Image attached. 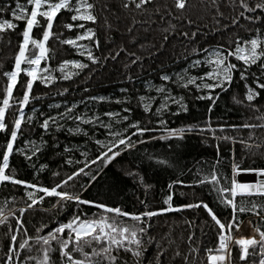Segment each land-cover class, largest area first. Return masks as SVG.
Returning a JSON list of instances; mask_svg holds the SVG:
<instances>
[{
    "label": "trees",
    "instance_id": "16d2710c",
    "mask_svg": "<svg viewBox=\"0 0 264 264\" xmlns=\"http://www.w3.org/2000/svg\"><path fill=\"white\" fill-rule=\"evenodd\" d=\"M92 2L96 5L95 14L98 22L89 23L87 26L96 31L100 46L96 48L88 40L80 43L92 47L98 62L92 63L85 57L79 56L76 50L60 44L56 39L49 41V47L53 50L50 61L53 67H57L66 59L79 60L87 63L88 67L70 80L58 79L48 87L39 82L34 85L32 95L39 99H33L25 110L26 115L32 117V122L23 126V135L18 143L22 146L25 141L31 140L39 144L42 151L35 158V165L37 168L40 165L47 167L37 176L31 163L20 155H14L11 158V166L15 168L18 178L51 188L76 168L83 166L68 164L67 160H83V152L94 159L98 155L96 141L110 139L107 129L98 122L79 123L67 117L59 120L58 113H65L70 107L73 109L72 116H84L89 120H94L98 116L104 124H112L115 129L126 128L130 123L137 121L141 127L158 128L157 121L161 118L168 122V128L173 129L191 125L204 126L210 117L213 127L225 126L224 132L217 131V137L232 136L238 140H248V129L237 132L228 126L261 122L255 117L264 114V90H260V97L253 102L259 111L249 107L248 102L244 100L245 81L240 79L237 71L231 87L221 93L214 110L209 113L210 101L197 99L198 96L206 93L197 92L194 86L185 88L182 84L186 82L187 77L199 76L210 70L207 65L195 66L197 60H203L208 56L204 49L212 50L220 45L225 48L235 47L233 42L237 38L250 39L258 35L257 29L264 32V12L245 13V16L261 17L257 21L240 17L239 14L243 9L239 5V0H217L216 4H213L212 0H188V7L182 13L175 11L172 0H154L147 6V12L124 9L121 0H92ZM14 3L15 0H0V7L6 8V11L0 14V19L10 18L8 6L14 7ZM169 9L171 15L168 14ZM217 9L223 14L222 16L218 14ZM70 15L62 11L54 24L53 31L57 34L63 33V38L76 35L75 31L68 32L63 27L65 22H70ZM189 20L192 21L191 24ZM233 20H237V23L234 24ZM17 23L20 26L14 32L0 34V98L6 83L2 73L12 68L14 54L18 50V41L21 39L19 33L24 27L23 22ZM129 29H132L131 32ZM185 32L188 36L183 35ZM193 32H198L194 38L191 36ZM34 34L39 37L42 29H35ZM232 62L238 63L234 59ZM250 72L254 75L249 76V84L255 75L260 74V70L253 66ZM54 75L59 76L60 73ZM165 75L170 77L167 82L161 79ZM181 77H184V80H181ZM26 79L27 77H21V84L14 92L15 97L22 98ZM261 82H264V79ZM158 87L167 88L168 91L164 95L183 97L188 111L173 115L171 113L179 111V106L171 104L170 111L165 112L162 117L155 115V108L163 101V95L155 91ZM141 96L156 97L151 112L144 111ZM233 97L244 102L236 103ZM126 108L131 109V112H124ZM14 111L15 109H12L7 114L6 123L9 127L14 119ZM110 112L127 116L128 120L116 122L105 115ZM50 115L57 116L63 127L57 128L53 125L45 132L40 124ZM77 126L81 131H75ZM132 131L135 129H129V134ZM253 131L254 137L249 143L264 144V128ZM7 135L0 133V147L3 146ZM165 135L163 130H159L145 133L143 137L133 136V141L145 142L137 143L135 147L123 151L106 167L94 165L93 173H96L97 167L100 168L94 181L88 176H80L76 181L70 182L66 189L61 190L75 192L80 194L81 199L110 207H120L128 212H143L145 208L141 201H146L151 210L166 207L164 200L170 191L169 183L178 178L191 183L198 162L202 160L214 162L217 145L223 156L221 170L229 178H231L233 159L242 169L264 167V148L253 147L249 150L241 143L233 144L230 141L212 139L211 133L201 134L194 131L186 133L183 139H160ZM159 160H166L168 163L160 164ZM53 173L59 175L54 176ZM145 185L150 187L146 189ZM209 187L205 185L193 189L177 186L174 189L177 193L173 200L174 206L202 199L222 221L227 222L231 218V209L220 204L215 194L208 190ZM180 193H184L186 198ZM247 199H264V197ZM3 201H7V207L16 210L15 214L19 216L18 209L26 206L24 189L10 183L0 186V202ZM56 201V197H49L42 205L26 212L23 220L30 235H36V228L41 224L49 226L45 229L47 232L55 228L58 223H66L76 213L83 217L85 214L92 216L100 211L95 207L77 205L74 202H68L61 209H53L52 205ZM241 219L251 220L253 224L257 223V218L250 214L243 215ZM189 222L195 223L189 227ZM151 223L149 234L154 240L152 243H147L148 238L145 237L147 252L144 264H148L150 260L155 264L154 258L158 247L167 250L162 258V264H185L184 256H188V264H207L204 249L216 245L218 229L203 207L168 212L154 217ZM9 225L14 228L15 220L10 218L7 224L0 225V260L5 258L4 253L7 252L10 243V237L6 235L9 232ZM191 234H194V239L190 242L188 236ZM191 248L199 251L191 252ZM85 251L90 252L91 248H86ZM177 251L182 255L176 256ZM28 255L39 256L40 253L35 249L31 253L22 251L20 259ZM75 255L79 256L78 253ZM53 256L59 260V251L57 250ZM16 264H19V261H16ZM25 264L31 262L25 261ZM118 264H136V261L130 253L121 251ZM233 264H241L239 249L236 247L233 248ZM247 264H252V260L250 259Z\"/></svg>",
    "mask_w": 264,
    "mask_h": 264
},
{
    "label": "snow or ice",
    "instance_id": "6c2138e0",
    "mask_svg": "<svg viewBox=\"0 0 264 264\" xmlns=\"http://www.w3.org/2000/svg\"><path fill=\"white\" fill-rule=\"evenodd\" d=\"M154 0H121L124 9H135L138 12H147V6L152 4ZM217 0H212L216 4ZM239 5L243 9L240 17L252 21L260 20L259 16H245V13H254L257 11L264 12V0H239ZM96 5L92 0H15L14 7L8 6L10 10V18L0 19V34L9 31H15L19 28V23L23 22V30L19 33L21 39L18 41V50L14 54V61L11 70L2 73L6 83L2 89V98H0V133H7V137L2 147H0V186L13 184L20 186L25 191L26 206L19 208V216H16V210L7 207V201L0 202V225L8 223L9 219L15 220V227L9 225V232L6 233L10 237V243L7 252L4 253V259L0 260V264H25V261L31 264H118L119 253L121 251L130 253L135 259L136 264H144L147 252L145 237L147 243H152L154 238L150 236L152 227V219L154 217L164 215L172 211H183L186 209L203 207L211 220L216 225L217 243L214 247L204 249L207 264H233V248L239 249V260L241 264H247L251 259L252 264H264V199H247L251 197H264V167L242 169L240 164L233 159L231 165V178L227 177L221 170L223 156L220 153L219 145H217L216 158L214 162L200 161L195 170V177L191 183L184 180L176 179L169 183V194L164 200L166 207L151 210L146 201H141L145 210L143 212H128L120 207H110L105 204L97 203L91 200L81 199L80 194L66 189L70 182L76 181L80 176H88L91 181L97 178L100 168L97 167L96 173L92 172L94 165L107 166L123 151L135 147L137 143H144V140L133 141V136L143 137L145 133L163 130L166 135L160 139H183L188 132H199L201 134L211 133L212 139L230 141L233 144L241 143L246 149L253 147L264 148V144L249 143L253 140L254 129L264 128V114L255 117L259 123L245 122L240 125H229L231 129L239 132L241 129H248V140L237 139L232 136L217 137V131L224 132L225 126L218 125L213 127L209 120L204 126L191 125L185 128L173 129L167 127V121L163 118L157 121L158 128L141 127L139 121L130 123L128 127L123 129H115L112 124H104L97 116L94 120L86 119L84 116H72L73 109L70 107L65 113H58L59 120L65 117L78 121L79 123L98 122L107 129V135L110 139L106 141H96L98 146V155L92 159L83 152V160L66 161L68 164H82V167L76 168L65 179L49 188L42 184L22 180L16 175V170L11 166V158L14 155H20L33 165L36 175L43 171L47 165H35V158L42 151L41 146L34 141L28 140L21 146L18 141L23 135V126L32 122V117L26 115V108L33 99H39L32 95L34 85L39 82L45 87L53 85L58 79L70 80L74 76L79 75L80 71L88 67L87 63L79 60H63L57 67H53L50 63L52 60V49L49 47V41L56 39L62 45H68L76 50L77 54L85 57L92 63H97L98 59L92 51V47L88 44H82L80 41L88 40L92 42L96 48H99V40L96 31L88 27L89 23L96 24L98 22L95 14ZM172 7L177 13H182L188 7V0H172ZM6 11L5 7H0V14ZM70 13V22H65L63 27L68 32H76L74 37L63 38L64 34H57L53 31L54 24L60 13ZM219 15H223L219 13ZM172 14L171 9L168 12ZM192 21L189 20V24ZM237 23V20H233ZM109 27H111L109 25ZM42 29V34L37 37L34 30ZM132 29H129L131 32ZM258 35L250 39L237 38L233 43L235 47L225 48L223 45L216 49H204L208 56L203 60H197L195 66L207 65L210 70L205 71L199 76H189L183 87L194 86L197 92L206 94L200 95L197 99L210 101L208 112L211 113L218 102L222 92H226L234 82V74L238 71L240 79L245 81L244 100L248 102L249 107L259 111L253 103L264 90V32L256 30ZM183 35L188 36L185 32ZM198 35V32L191 34L192 38ZM167 39V37H165ZM11 44V41H9ZM238 63H233L232 59ZM135 63V61H133ZM242 65V67H241ZM256 66L260 70L259 75H255L251 84L248 83L250 69ZM75 69L76 71H72ZM60 73L59 76L54 73ZM27 77L23 85V96L17 98L14 92L21 84V77ZM161 79L165 82L170 77L165 75ZM184 80V77H181ZM254 85V87H253ZM219 89L220 91H217ZM67 89H65V92ZM158 94L163 95V101L155 108V115L162 117L165 112L170 111L171 104L179 106V111L171 113L179 115L181 111L187 112L188 108L183 102V97L176 98L167 93V88L158 87L155 90ZM144 102V111L151 112L153 102L156 97H140ZM236 103H243L236 97H233ZM13 112L14 119L11 127L6 123L7 114L10 110ZM124 112H131V109H124ZM110 119L120 122L127 121V116H121L120 113H105ZM57 116H47L43 119L40 127L47 132L53 125L57 128L63 127L59 123ZM129 129H135L129 134ZM79 132V126L75 129ZM66 151L68 149H65ZM160 164H167L166 160H159ZM206 166V167H205ZM131 174V173H130ZM241 174H252L256 176L255 182H240L237 177ZM54 176L59 173H53ZM205 185L210 186L209 191L214 193L218 202L226 208L231 209V218L227 222L222 221L217 213L204 200L174 206L173 200L177 194L174 189L180 188H197ZM145 185V188H149ZM42 193L43 195H40ZM195 194V193H193ZM186 198L184 193H180ZM49 197H56L57 201L52 205L53 209H61L68 202H74L77 205H88L95 207L100 211L83 217L76 213L66 223H58L55 228L45 232L49 226L41 224L36 228V235H30L25 226L23 217L29 210L42 205ZM240 197L241 199H238ZM250 214L257 218V223L253 224L251 220L247 221V225L251 227V233L246 234L245 221L241 219L243 215ZM195 222H189L192 227ZM234 232L236 234H234ZM66 234V235H65ZM23 237L22 239L20 237ZM194 234L188 236L191 242ZM58 246V248H57ZM91 248V251H85ZM40 253L39 256L28 255L24 259H20L21 252L27 251L31 253L33 250ZM59 251V260L53 256ZM166 249L157 248V254L154 258L155 264H162V258L166 254ZM191 252H198L199 249L191 248ZM79 254V256L75 254ZM176 256L182 254L177 251ZM185 264H188V256H184ZM153 264V261H148Z\"/></svg>",
    "mask_w": 264,
    "mask_h": 264
},
{
    "label": "water",
    "instance_id": "95a60500",
    "mask_svg": "<svg viewBox=\"0 0 264 264\" xmlns=\"http://www.w3.org/2000/svg\"><path fill=\"white\" fill-rule=\"evenodd\" d=\"M237 179L240 182L251 183V182H255L256 176L252 174H241L240 176L237 177Z\"/></svg>",
    "mask_w": 264,
    "mask_h": 264
},
{
    "label": "built area",
    "instance_id": "2783aa9c",
    "mask_svg": "<svg viewBox=\"0 0 264 264\" xmlns=\"http://www.w3.org/2000/svg\"><path fill=\"white\" fill-rule=\"evenodd\" d=\"M243 221H245V229H244L245 233L250 234L251 233V227L247 225L246 219H243ZM234 234H236V233L234 232Z\"/></svg>",
    "mask_w": 264,
    "mask_h": 264
}]
</instances>
